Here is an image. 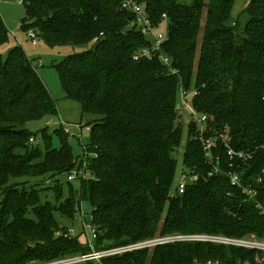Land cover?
Instances as JSON below:
<instances>
[{
    "label": "trees",
    "instance_id": "16d2710c",
    "mask_svg": "<svg viewBox=\"0 0 264 264\" xmlns=\"http://www.w3.org/2000/svg\"><path fill=\"white\" fill-rule=\"evenodd\" d=\"M124 1H22L26 21H33L24 31L38 29L49 47L84 49L57 65L66 98L95 118L87 125L90 152L98 157L89 160L78 189L68 181L75 171L69 135L45 127L42 143L34 145L28 124L58 116V108L23 48L10 46L0 14V264L88 254L55 216L74 219L80 202L94 209L95 246L106 242L104 248L173 235L264 239V0H250L236 20V0H133L156 31L167 24L162 53L170 67L159 57L134 59L152 43L122 9ZM182 88L197 92L190 107L208 117V136L228 132L235 150L254 156L244 164L219 147L220 170L210 176L193 121L183 166L199 179L179 194ZM230 174L240 175L256 196L234 187ZM44 184L51 186L37 189ZM51 189L55 204L45 196ZM263 258L259 251L185 241L125 252L103 264H261Z\"/></svg>",
    "mask_w": 264,
    "mask_h": 264
},
{
    "label": "rangeland",
    "instance_id": "374dc122",
    "mask_svg": "<svg viewBox=\"0 0 264 264\" xmlns=\"http://www.w3.org/2000/svg\"><path fill=\"white\" fill-rule=\"evenodd\" d=\"M22 1L23 0H0V14L5 22L6 27L9 30V39L11 44L10 46H21L25 53L32 60L33 66L37 69L44 84L47 86L53 98L55 99L59 113L58 116L52 119L44 121H34L29 123L28 129L36 136V143L34 145L42 143L43 132L41 130L43 128L48 127V133H53L57 129H63L65 133L69 135V145L74 154V170H78L79 168H83L84 162L86 160H90V156L88 155L90 148L87 149V151H84V147H90L92 145L91 131H88L86 128L89 127L87 124H90L95 118L91 115H84L82 113L81 105L78 102L66 98V93L61 84L57 65L65 60L69 55L83 52L84 49L72 46L53 48L45 45L40 39L37 40V43H34L33 39L29 36V33L32 31H35L37 33L40 32L38 29H35L33 27L28 28L26 31L23 30L22 27H25L26 25L30 26L33 21H26L28 18L27 8L22 3ZM249 3L250 0H236L235 6L232 11L233 20H236L238 18L239 14L245 7L249 5ZM159 31L163 34L167 33V24H165L164 27L160 28ZM7 53L8 49L6 48L5 50H3V54L7 55ZM192 122V116L187 111L180 110L178 123L179 126H181V128L183 129L184 136L182 146L179 150V153L177 154L179 168L176 175L175 187L178 184V179L181 172L183 170L185 171V167L183 166V155L189 138L190 124H192ZM79 126L81 128H79ZM86 165L87 164H85L84 168H86ZM88 168L89 166L87 167V169ZM83 181H79V179H76L71 183L75 189H78L79 187L81 188L80 183H82ZM68 184L69 183L67 181V178H64L63 184L61 186L62 189L65 190V195L68 193L66 191V188H68ZM50 186V184H44L43 186H38L37 189H46ZM45 196H47V198L52 203H56V193L52 189L48 191ZM82 211L86 214L87 222L92 223L91 215L93 214L94 209L88 204H85L83 206L82 202H80L77 215L74 219L73 217L72 219H69L58 213H56L55 216L60 226L62 228H65L69 232L71 237L76 238L83 246L89 248L87 245H84L83 237L81 235V232H83L84 223L83 215H85ZM90 231L91 230H89V232ZM61 234L62 232H56V236H60ZM252 237L255 236H247V238L249 239H251ZM91 240L94 244V250L96 252L110 251L112 249L104 248L106 242H102L100 245L97 244V246H95L97 242L95 237H92ZM110 257H112V255Z\"/></svg>",
    "mask_w": 264,
    "mask_h": 264
},
{
    "label": "built area",
    "instance_id": "2783aa9c",
    "mask_svg": "<svg viewBox=\"0 0 264 264\" xmlns=\"http://www.w3.org/2000/svg\"><path fill=\"white\" fill-rule=\"evenodd\" d=\"M122 9L129 12L131 15H133L136 18L135 23L137 29L152 43V46L150 48L148 47L140 51L134 57V59L136 61H139L141 59L153 60L156 57H159V59L165 65L170 67L171 66L170 59L162 53V46L168 40V33L163 34L160 31H156L153 28L152 22L149 19L146 13V9L143 5H139L133 0H125L122 4ZM163 17L166 18L165 15ZM29 36L33 39L34 43H37L38 42L37 40L40 39L39 38L40 34L35 31L30 32ZM171 74L176 75L178 74V71L172 69ZM196 95L197 92L195 90L187 91L182 88L179 92V102L177 108L179 112L180 110L187 111L192 116L193 121L198 126L199 139L201 141L205 153V161L212 168V172L210 173V176L217 174L220 170V166H219L220 158L218 155H216V151L219 149V147H222L226 151L230 159L240 160L244 164H248L253 159L254 153L250 151L235 150L232 146V139L228 132H221L215 136H208L207 134L209 130L208 117L206 115L196 116L192 108L190 107V102ZM79 128L81 127L79 126ZM86 129L90 131V127H87ZM31 142H34V138L31 139ZM89 148L90 147H84V151H87V149ZM88 155L90 156V161L92 158L98 157V154H94L90 152V150L88 152ZM85 164H87L86 168H84ZM88 164L89 161L86 160L83 165L84 169L80 168V170H75L72 174L68 176V181L73 182L79 177L86 178ZM198 179H199V175L196 172L188 168H185V171L183 170L181 172L180 177L178 179V184L176 186L179 194H183L187 186L191 182H196ZM230 181L234 187L242 189L243 193L249 194L252 198L256 196V191L250 188L247 189L246 187L243 186L240 175L230 174ZM261 209H262V214L264 215V208L261 207ZM83 220H84L83 232H81V235L83 237V243L87 245L90 249V252L88 254L65 256L47 262L34 261L29 264H89L90 262H94L95 264H103V260L107 257H110L111 255L113 256L125 252L154 248L164 244L185 242V241L211 242L226 246L243 248L251 251H259L264 254V240H260L256 237H252L251 239L247 237L241 239V238H230L225 236H208V235H192V236L173 235V236L159 237L155 239L134 243L133 245H129L121 248L111 249L110 251L96 252L94 250V244L92 243L91 240L92 237L93 238L95 237L96 239L98 237V230H96V228L93 226V215H91L92 223L87 222L86 214L83 215ZM89 230L91 231L89 232ZM260 263L264 264V258L260 261ZM195 264H201V263L195 262ZM206 264H221V263L209 262Z\"/></svg>",
    "mask_w": 264,
    "mask_h": 264
},
{
    "label": "water",
    "instance_id": "95a60500",
    "mask_svg": "<svg viewBox=\"0 0 264 264\" xmlns=\"http://www.w3.org/2000/svg\"><path fill=\"white\" fill-rule=\"evenodd\" d=\"M237 50H239V48Z\"/></svg>",
    "mask_w": 264,
    "mask_h": 264
}]
</instances>
